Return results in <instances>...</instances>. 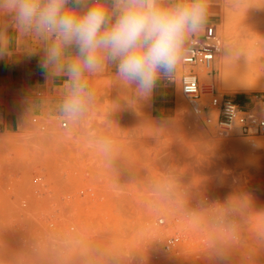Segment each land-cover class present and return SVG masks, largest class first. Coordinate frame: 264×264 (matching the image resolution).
<instances>
[{
  "label": "rangeland",
  "instance_id": "rangeland-1",
  "mask_svg": "<svg viewBox=\"0 0 264 264\" xmlns=\"http://www.w3.org/2000/svg\"><path fill=\"white\" fill-rule=\"evenodd\" d=\"M215 29L202 82L233 100L247 94L249 106L264 99V0H226ZM225 65L249 69L257 89L225 90ZM178 95L176 117L159 121L149 98L105 86L81 114L0 131V264H264V134L221 135L209 96L197 111L180 83ZM114 121L159 135L146 143L149 174H126L130 153L115 152L107 129L78 126Z\"/></svg>",
  "mask_w": 264,
  "mask_h": 264
},
{
  "label": "crops",
  "instance_id": "crops-1",
  "mask_svg": "<svg viewBox=\"0 0 264 264\" xmlns=\"http://www.w3.org/2000/svg\"><path fill=\"white\" fill-rule=\"evenodd\" d=\"M10 0H0V8H6ZM46 0H40L41 6ZM226 0H137L135 6L147 8L151 5L160 12H175L178 9L198 5L203 10L200 27L196 30H185L177 50V62L171 74L160 72L152 95L150 106L145 112L154 120L173 119L178 114V85L184 65L183 48L191 38H200L210 26H217L223 17ZM127 5V0H65L64 7L78 15H83L90 7H102L111 17L105 26L110 28L119 15L120 9ZM105 29H102L105 30ZM201 39V38H200ZM53 48L60 50V58L50 65L47 72L42 71L41 63L48 59ZM83 57L75 42H67L58 33L38 31L34 26H17L12 17L0 11V131H21L33 118H70L81 114L94 99L97 91L105 86L118 89L126 97L135 100L138 96L135 86H127L116 72V62L112 61L98 74L84 72L87 83L80 93L85 100L84 107L77 114L65 110V102L72 95L75 85L67 75L68 65ZM203 68L200 67V70ZM209 73L210 77L213 74ZM250 97L245 94L243 107H249ZM79 129L92 126L93 129H107L108 137L114 141L116 153H130L127 156L130 167L125 171L130 177L150 173L144 161L150 154L147 141L159 140V135L150 138L148 127L144 123L114 121L108 123L79 122ZM150 155L155 156V153ZM120 172V171H119ZM116 171L117 174H120Z\"/></svg>",
  "mask_w": 264,
  "mask_h": 264
},
{
  "label": "clouds",
  "instance_id": "clouds-1",
  "mask_svg": "<svg viewBox=\"0 0 264 264\" xmlns=\"http://www.w3.org/2000/svg\"><path fill=\"white\" fill-rule=\"evenodd\" d=\"M137 0H127L110 28L111 17L102 7H90L78 15L64 7L65 0H10L0 11L9 14L17 26L35 27L38 31L58 33L67 42H75L80 59L67 67L69 80L75 89L65 102L69 114L82 111L83 92L87 80L84 72L98 74L109 62H116V76L127 86H135L139 98H149L160 72L171 74L177 62V50L185 30L200 27L203 10L196 4L175 12H160L149 5L135 6ZM102 29H105L102 31ZM53 48L40 67L47 72L60 58Z\"/></svg>",
  "mask_w": 264,
  "mask_h": 264
},
{
  "label": "built area",
  "instance_id": "built-area-1",
  "mask_svg": "<svg viewBox=\"0 0 264 264\" xmlns=\"http://www.w3.org/2000/svg\"><path fill=\"white\" fill-rule=\"evenodd\" d=\"M200 38H189L183 48L184 68L180 77L182 93L193 103V107L197 111L200 110L198 105L203 96H209V106L218 110L216 125L220 128L221 135H228L231 130L236 128L255 130L264 134V99H260L252 106L243 107L227 95L215 91L213 83L202 82L201 72L203 69L200 70V67H210L211 69L206 72L209 75L217 55L216 43L213 41L216 39L215 27H208ZM204 106L202 105L201 109H204ZM34 121L36 122L37 119ZM61 125L66 127L68 122L63 120ZM205 199L208 200L209 196H205ZM159 222L164 223L165 218L160 217ZM178 241L179 237L177 236L169 237L165 242L166 250L175 249Z\"/></svg>",
  "mask_w": 264,
  "mask_h": 264
},
{
  "label": "bare ground",
  "instance_id": "bare-ground-1",
  "mask_svg": "<svg viewBox=\"0 0 264 264\" xmlns=\"http://www.w3.org/2000/svg\"><path fill=\"white\" fill-rule=\"evenodd\" d=\"M210 69H211L210 67L203 68V71L201 72L203 80L204 79L211 80L210 75L206 74V72ZM250 79H251V72L249 69H244L239 65H236V66L225 65L224 70H223V74H222V78H221V84L225 90H227V89L229 90V89H233V88H241V87L248 88L250 90L257 89L252 84ZM261 88H262V90H264V87H261ZM258 106H259V104H258ZM253 141H255V140H253ZM255 144H258V143L256 142Z\"/></svg>",
  "mask_w": 264,
  "mask_h": 264
},
{
  "label": "trees",
  "instance_id": "trees-1",
  "mask_svg": "<svg viewBox=\"0 0 264 264\" xmlns=\"http://www.w3.org/2000/svg\"><path fill=\"white\" fill-rule=\"evenodd\" d=\"M244 97H245V94H244V93H238V94L235 96L234 101H235L236 103H239V104H244Z\"/></svg>",
  "mask_w": 264,
  "mask_h": 264
},
{
  "label": "water",
  "instance_id": "water-1",
  "mask_svg": "<svg viewBox=\"0 0 264 264\" xmlns=\"http://www.w3.org/2000/svg\"><path fill=\"white\" fill-rule=\"evenodd\" d=\"M247 130V129H246Z\"/></svg>",
  "mask_w": 264,
  "mask_h": 264
}]
</instances>
